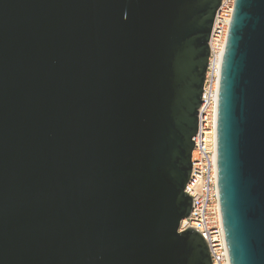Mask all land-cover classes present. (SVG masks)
<instances>
[{"label": "water", "instance_id": "obj_1", "mask_svg": "<svg viewBox=\"0 0 264 264\" xmlns=\"http://www.w3.org/2000/svg\"><path fill=\"white\" fill-rule=\"evenodd\" d=\"M221 0H0V264H211L191 211ZM216 157L230 264H264V0H234Z\"/></svg>", "mask_w": 264, "mask_h": 264}, {"label": "built area", "instance_id": "obj_2", "mask_svg": "<svg viewBox=\"0 0 264 264\" xmlns=\"http://www.w3.org/2000/svg\"><path fill=\"white\" fill-rule=\"evenodd\" d=\"M233 4L234 0H221L212 26L198 127L192 138L191 175L184 188L185 193L191 197L192 208L188 217L180 221L178 228V231H183L189 227L202 236L208 246L211 264H230L223 233L217 178L216 118L220 65L216 56L222 38L225 41Z\"/></svg>", "mask_w": 264, "mask_h": 264}, {"label": "bare ground", "instance_id": "obj_3", "mask_svg": "<svg viewBox=\"0 0 264 264\" xmlns=\"http://www.w3.org/2000/svg\"><path fill=\"white\" fill-rule=\"evenodd\" d=\"M226 30V28H225ZM224 45H225V41L224 38H222L221 43H219V47H218V55L216 56L217 58V63L220 65V61H221V57L223 54V50H224ZM218 64H216L218 66ZM217 74H219V72H217ZM217 83H218V79L216 81V88H217Z\"/></svg>", "mask_w": 264, "mask_h": 264}]
</instances>
